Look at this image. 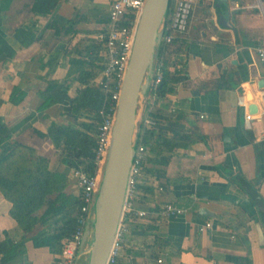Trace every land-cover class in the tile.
Masks as SVG:
<instances>
[{
    "label": "crops",
    "instance_id": "1",
    "mask_svg": "<svg viewBox=\"0 0 264 264\" xmlns=\"http://www.w3.org/2000/svg\"><path fill=\"white\" fill-rule=\"evenodd\" d=\"M112 1L61 0L52 14L42 15L32 10L35 0H0V127L49 156L52 168L69 171L76 195L73 169L36 130L47 133L54 122L74 117L71 97L81 84L77 75L68 77L70 59L92 53ZM258 2L197 4L174 63L188 78L176 93L150 94L146 111L170 117L159 128L202 133L207 140L177 150L163 184L143 173L135 204L149 215L130 221L118 264H264V88L258 85L264 78L258 58L264 15ZM51 86V94L42 95ZM253 103L259 110L248 125ZM166 202L188 212L162 217L158 211ZM12 206L0 190V240L6 231L21 237ZM209 221L211 227H204ZM54 258L29 246L32 264H54Z\"/></svg>",
    "mask_w": 264,
    "mask_h": 264
},
{
    "label": "trees",
    "instance_id": "2",
    "mask_svg": "<svg viewBox=\"0 0 264 264\" xmlns=\"http://www.w3.org/2000/svg\"><path fill=\"white\" fill-rule=\"evenodd\" d=\"M60 1L35 0L32 10L35 14L49 15L56 10ZM174 5L175 0H171L169 12ZM51 25L61 31L62 27L55 22ZM183 35L178 34L166 47L168 52L161 50L164 77L158 87L150 92L157 98L176 93L178 86L185 84L188 78L174 65L176 56L185 49L181 41ZM91 50L87 59L73 56L70 59L68 77L77 75L81 84L71 97L72 120L68 123L54 122L47 133L36 132L40 137L50 139L61 151L64 164L73 170L83 168L94 174L97 132L102 121L100 110L104 107L106 95L93 81L104 68V42L94 40ZM52 88L49 87L42 95H50ZM49 102L51 104L53 99ZM150 114L159 121L170 119L160 110L152 109ZM142 135L143 142L149 146L143 170L155 175L161 184L167 177L168 165L177 150L207 140L202 133L172 132L159 127L147 128ZM6 142L9 143L1 148ZM0 148V190L12 202L11 215L21 231L19 239L5 232V238L0 240V264H32L28 259L29 246L49 250L55 257V263L59 264L58 255L62 251L63 240L72 236L82 203L81 195L69 190L73 182L69 171L52 168L49 156L13 139L7 125L0 127Z\"/></svg>",
    "mask_w": 264,
    "mask_h": 264
},
{
    "label": "built area",
    "instance_id": "3",
    "mask_svg": "<svg viewBox=\"0 0 264 264\" xmlns=\"http://www.w3.org/2000/svg\"><path fill=\"white\" fill-rule=\"evenodd\" d=\"M201 0H175L174 8L167 16L163 29L162 50L168 52L166 47L171 44L178 34H185L189 31L195 8ZM146 0H113L109 9V21L106 28L98 35L99 40L105 45L104 68L94 79L106 95L104 107L100 110L102 121L98 126L96 139V172L88 173L83 168L73 170V178L79 188L82 203L77 215V225L70 238L63 240L61 253L58 255L59 264H76L79 256V249L85 233L86 225L92 217L93 206L98 193L102 171L110 148L113 127L116 119L118 102L121 95L123 80L130 61L132 48L135 40L138 21ZM259 7L264 15V1L259 0ZM258 56L264 63V40L258 47ZM164 62L158 61L152 89H156L164 77ZM152 97L157 98L156 95ZM176 110L175 107L172 108ZM253 115L246 114L248 125H251ZM160 121L154 118L145 110L139 122L140 132L136 153L128 181L124 213L120 221L116 238L111 248L106 264H118L122 250L126 242L127 234L130 231V221L146 218L149 211L144 208H137L136 199L139 193V184L144 173L143 167L149 155V146L143 142V131L147 128L158 127ZM188 212L174 202H166L159 208V215L172 217L183 215ZM209 221L204 227H211ZM162 262V259H159Z\"/></svg>",
    "mask_w": 264,
    "mask_h": 264
},
{
    "label": "water",
    "instance_id": "4",
    "mask_svg": "<svg viewBox=\"0 0 264 264\" xmlns=\"http://www.w3.org/2000/svg\"><path fill=\"white\" fill-rule=\"evenodd\" d=\"M170 2L171 0H146L140 14L118 102L110 148L93 214L86 225L76 264H106L116 238L139 139V122L152 90ZM258 85L259 88H264V78ZM258 110L256 103L249 106L250 114H255Z\"/></svg>",
    "mask_w": 264,
    "mask_h": 264
},
{
    "label": "rangeland",
    "instance_id": "5",
    "mask_svg": "<svg viewBox=\"0 0 264 264\" xmlns=\"http://www.w3.org/2000/svg\"><path fill=\"white\" fill-rule=\"evenodd\" d=\"M171 13V11L168 13V15ZM54 264H56L55 262H54Z\"/></svg>",
    "mask_w": 264,
    "mask_h": 264
}]
</instances>
